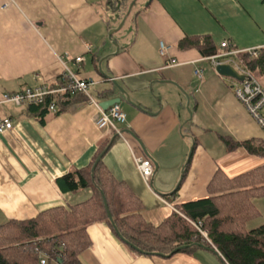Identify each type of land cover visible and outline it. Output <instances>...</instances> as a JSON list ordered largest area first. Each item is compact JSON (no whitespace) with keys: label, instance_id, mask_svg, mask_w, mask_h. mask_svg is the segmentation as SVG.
Listing matches in <instances>:
<instances>
[{"label":"crops","instance_id":"0c3cea01","mask_svg":"<svg viewBox=\"0 0 264 264\" xmlns=\"http://www.w3.org/2000/svg\"><path fill=\"white\" fill-rule=\"evenodd\" d=\"M115 1L0 0V96L41 83L55 85L64 70L88 79V70L105 65V74L88 86L89 96L91 88L97 103L128 97L126 104L117 103L125 115V122L116 124L123 139L95 127L96 108L86 98L46 115L43 123L28 115L24 105L0 103V118L11 124L0 131V224L87 200L90 188L61 190L56 179L86 167L105 143L102 166L137 198L139 214L151 226L171 212L180 214L179 205L207 197L215 170L231 178L264 165V156L241 146L227 150L224 144L228 138L264 145L262 129L234 96L233 79L223 81L195 49L176 47L183 37L209 36L217 47L227 40L239 50L264 48V0H139L130 33L113 37L121 27L114 28L120 20L117 12L131 0ZM75 56L82 61L74 63ZM200 62H208L213 71L197 78L193 70ZM188 65L189 70L184 68ZM172 69L168 74L187 93L189 114L180 104L182 94L162 82ZM263 71L248 73L255 80ZM137 156L156 164L147 184L136 170ZM250 202L258 216L246 228L264 223V193ZM85 231L90 245L78 255L79 264H223L215 248L146 256L129 251L102 222Z\"/></svg>","mask_w":264,"mask_h":264},{"label":"trees","instance_id":"16d2710c","mask_svg":"<svg viewBox=\"0 0 264 264\" xmlns=\"http://www.w3.org/2000/svg\"><path fill=\"white\" fill-rule=\"evenodd\" d=\"M176 47L195 49L201 57L219 51V44L215 46L209 36L183 37ZM237 58L249 72L261 73L264 69V48L258 50L256 58L245 53ZM61 83L59 77L55 85ZM50 101H54L57 114L75 103L85 102V97L79 92L48 95L39 104L24 105L26 113L43 123L44 117L51 114ZM223 139L227 150L241 146L250 154L264 156V145L260 149L249 141ZM106 144L86 167L56 179L61 190L90 188L87 200L67 209L54 207L30 219L0 224V264H39L40 257L44 258V264H79L78 255L90 245L85 229L94 222L106 224L116 236L115 228L125 247L140 255L166 256L181 245H189L180 250L187 251L197 244H208L188 221H200L207 239L228 264H264V223L253 228L245 226L258 216L250 198L264 193V165L231 178L215 170L206 185L207 197L179 205L180 214L171 212L160 224L151 226L142 220L137 198L124 183L112 178L102 166L101 157L91 176L90 168Z\"/></svg>","mask_w":264,"mask_h":264},{"label":"built area","instance_id":"2783aa9c","mask_svg":"<svg viewBox=\"0 0 264 264\" xmlns=\"http://www.w3.org/2000/svg\"><path fill=\"white\" fill-rule=\"evenodd\" d=\"M163 50L164 45L162 42H159V53L163 54ZM243 53L249 58H256L258 49L247 48L239 50L231 46L227 40H224L219 43V51L216 54L204 57L203 59L208 61L213 69L218 65L228 64L232 66L238 74L245 76L242 81L233 79V93L236 99L243 105L248 115L264 133V89L258 85L244 66H242L240 59H232V57H237L238 54ZM73 61L74 63H79L82 61V57L75 56ZM202 72L203 69L201 67L193 70V74L197 78H201ZM60 78L62 80L60 85L51 87L41 83L35 86L25 87L16 92L3 93L0 96V103H12L14 105L39 104L42 102L43 98L48 95L62 94L65 92L74 94L79 92L85 96L86 102L92 104L96 108V116L93 120L95 127L98 129H110L115 135L122 138V132L116 128V124H123L125 122V115L120 110L118 104H112L108 106L106 110H103L87 92L88 86L92 84L90 80L80 79L69 70H64ZM48 110L52 114L56 112L54 101L48 103ZM10 125L8 118H0V131L10 128ZM133 160L141 180L147 184L153 170L150 160L142 156L134 157ZM188 222L193 226L198 235L205 240L209 246L213 247L207 239L204 230L200 228V221ZM220 258L223 264H228L221 256ZM44 263V258L40 257L39 264Z\"/></svg>","mask_w":264,"mask_h":264},{"label":"rangeland","instance_id":"374dc122","mask_svg":"<svg viewBox=\"0 0 264 264\" xmlns=\"http://www.w3.org/2000/svg\"><path fill=\"white\" fill-rule=\"evenodd\" d=\"M131 2H132V0L129 2V3H127L126 4V6H125V9L124 8H120L119 10H118V12H117V14L119 15V17H120V20L118 21V23L116 24V26L120 23V21H122V19H125V21H124V23L121 25V27L117 30V31H115L113 34H112V36L114 37V36H117L118 34H120V33H125V34H129L130 32V25H132L131 24V19H132V13L134 12V10H135V8L137 7V5L139 4V0H135L134 2V4L132 5V7L129 9V6H130V4H131ZM124 5V4H123ZM129 9V10H128ZM116 26L114 27V28H116ZM114 28H111V29H109L108 31H110V30H112V29H114ZM107 31V32H108ZM114 53H116V45H114V51H113V53L112 54H114ZM196 65V67H199V66H201V68L203 69V71H204V74H205V70H208V71H213L211 68H210V66L208 65V62H200V63H196L195 64ZM184 68H186L187 70H189V68H190V65H188V66H186V67H184ZM183 68V69H184ZM98 69V70H97ZM91 68L90 70H88L87 71V73H86V76H87V78L91 81V82H97L98 81V79L100 78V75L102 74H105V72H106V69H105V65H101V67L100 68ZM169 71H172V72H174V70L172 69V70H168V71H166L163 75L165 76V77H167L166 78V80L165 81H162V82H169V84H171V85H167V86H173L174 88H176L181 94H182V99H181V101H180V104L183 106H185V103H186V98H185V94H187L185 91L183 92L182 90H181V88L176 84V83H174V81L172 80L173 79V74L171 73V74H168V72ZM177 72L179 71V70H176ZM169 78H171V79H169ZM221 78H224V77H221ZM87 79V80H88ZM223 81H227V80H225V78L223 79ZM255 81L258 83V85L262 88V89H264V71H263V73L262 74H260L258 77L256 76L255 77ZM160 82V81H159ZM171 82V83H170ZM160 84H162V85H164L163 83H160ZM89 93L91 94V96L95 99V97L97 98V92H95V90L94 91H92L91 90V88L89 89ZM151 94V96H154L152 93H150ZM123 103H125L126 104V101H124V100H122V101H120L119 102V104H123ZM185 110H186V112L189 114V108L187 107L186 108V106H185ZM182 134L183 135H186V131H183L182 132ZM189 148H190V145L188 146V148H187V150H186V156H185V159H184V163L186 162V160H187V156H188V152H189ZM179 172H180V170H179Z\"/></svg>","mask_w":264,"mask_h":264},{"label":"water","instance_id":"95a60500","mask_svg":"<svg viewBox=\"0 0 264 264\" xmlns=\"http://www.w3.org/2000/svg\"><path fill=\"white\" fill-rule=\"evenodd\" d=\"M130 6H131V4H130ZM130 6H129V9H130ZM129 9H128V10H129ZM122 21H123V20H122ZM122 21L119 23V25H118L115 29H118V28L121 26ZM112 31H114V30H112ZM110 33H111V32L109 31V32H108V35H110ZM116 51H117V49H116ZM214 70H215V72H216L218 75L223 76V77L232 78V79H234V80H236V81H242V80L245 78L244 75L238 74V73L236 72V70H235L232 66H230V65H228V64H221V65H218V66L215 67ZM107 79L110 80L111 84L114 86V88H116V89L118 90V92H119L120 94H122V95L125 96V93H124L123 89H122V88H121V87L115 82L114 79H112V78H110V77H107ZM247 79H248V78H247ZM125 97H126V98H125L126 101H128V97H127V95H126ZM185 98H186V104H185V106H186V108H187L188 101H187V95H186V94H185ZM118 102H119V98H118V97H114V98H109V99H106V100H102V101L98 102V105H99L103 110H106L108 106H110V105H112V104H117ZM125 132H127V133L130 134V132H129L128 130H126ZM137 142H138V141H137ZM139 145H141V144H139ZM103 152H104V150H103V151L97 156V158H96L95 161L93 162V164H92V166H91V168H90L91 176H92V174H93L94 167H95L96 163L98 162V160L100 159V157L102 156ZM144 153H145V152H144ZM189 153H190V150H189V152H188V156H189ZM145 154H146V153H145ZM188 156H187V157H188ZM152 165H153V169L155 170V169H156V164H155V163H152ZM101 197H102V201H103V205H104V209H105V212H106L107 218L110 219V214H109V212H108V209H107V207H106V203H105V201H104V198H103L102 194H101ZM113 229H114V232H115L117 238H119V240L122 241V239H121L120 236L118 235V233H117V231L115 230V228H113ZM122 242H123V241H122ZM186 246H189V245H181V246L175 247V248H174V249H173L168 255H170V254H172V253H175V252H178V251H180V250H182V249H185ZM197 246H199V247H203V248H205V249L210 250L211 252H214V249H213V247H211V246L204 247L202 244H197ZM136 251H137V250H136ZM168 255H166V256H168ZM159 256H161V255H159Z\"/></svg>","mask_w":264,"mask_h":264}]
</instances>
